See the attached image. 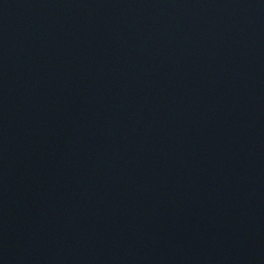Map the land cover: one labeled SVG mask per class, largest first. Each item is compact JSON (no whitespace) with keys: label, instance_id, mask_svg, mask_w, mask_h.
Returning a JSON list of instances; mask_svg holds the SVG:
<instances>
[{"label":"water","instance_id":"1","mask_svg":"<svg viewBox=\"0 0 264 264\" xmlns=\"http://www.w3.org/2000/svg\"><path fill=\"white\" fill-rule=\"evenodd\" d=\"M0 264H264V0H0Z\"/></svg>","mask_w":264,"mask_h":264}]
</instances>
